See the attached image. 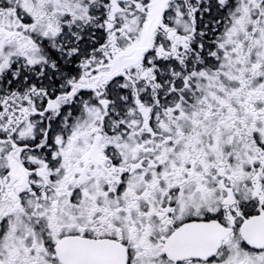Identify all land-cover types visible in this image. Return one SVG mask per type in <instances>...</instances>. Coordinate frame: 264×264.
<instances>
[{
    "label": "snow or ice",
    "instance_id": "obj_1",
    "mask_svg": "<svg viewBox=\"0 0 264 264\" xmlns=\"http://www.w3.org/2000/svg\"><path fill=\"white\" fill-rule=\"evenodd\" d=\"M0 264H264V0H0Z\"/></svg>",
    "mask_w": 264,
    "mask_h": 264
}]
</instances>
